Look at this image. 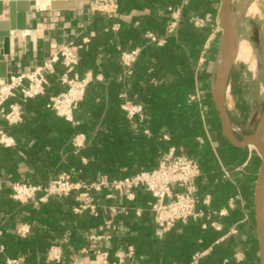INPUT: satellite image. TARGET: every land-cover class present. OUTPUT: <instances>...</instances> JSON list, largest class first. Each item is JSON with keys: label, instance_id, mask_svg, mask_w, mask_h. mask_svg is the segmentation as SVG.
Wrapping results in <instances>:
<instances>
[{"label": "trees", "instance_id": "16d2710c", "mask_svg": "<svg viewBox=\"0 0 264 264\" xmlns=\"http://www.w3.org/2000/svg\"><path fill=\"white\" fill-rule=\"evenodd\" d=\"M119 1L120 12L135 6L147 12L116 34L105 29L107 23L100 17L94 39L79 50L76 71L81 75L87 70L93 73L75 111L79 124L74 126L63 118L57 119L55 112L44 106L41 117L46 122L31 128L30 134L41 133L45 140L42 144L28 140L19 147L0 144V176L5 174L11 180L47 185L65 171L75 182L90 184L100 176L113 181L157 168L162 156L175 148L199 164L201 174L195 181L197 210L205 216L187 223L177 222L170 231L162 232L154 224L148 207L137 216L136 201H127L122 196L107 199L111 189L92 193L99 206V217L87 211L76 213L78 202L74 193L53 195L38 205L22 204L6 197L3 212L11 215L8 227L0 235L4 246L0 264L6 257H24L25 264H56L46 260L47 250L55 244L63 247L64 262L60 264H74L80 250L90 245L89 234L103 223L111 224L117 247H134L132 259L123 264H190L197 253L207 249L209 252L198 264H259L254 218L243 220L247 212L250 216L254 214V191L250 188L257 178L261 159L255 150L233 146L226 139L209 91L200 99L191 98L197 93V85H210L212 73L200 66V59L206 56L207 64L210 53L217 51V46L212 45L207 53L205 46L216 25L221 0ZM175 9H180V17L167 42L162 46L147 44V31L159 37L166 35ZM207 15L209 20L203 27L192 21L193 17L204 19ZM118 18L110 16L111 21ZM137 47L142 51L132 73L125 75L121 52ZM63 72V66L57 64L55 74L49 76L51 86L46 93L23 103V119L25 112H36L33 104H47L51 95L63 90L58 81ZM99 73L104 75V80L96 78ZM122 93L127 97H121ZM126 99L142 106L143 117L129 119L125 115L121 105ZM18 126H10L12 135ZM77 133H84L87 142L75 153L71 141ZM62 148L68 153L65 158L59 155ZM22 150L27 153L24 161ZM246 162L245 172L240 176L235 174L234 182L225 176L222 165L232 168ZM15 163L24 165L25 172L15 173ZM238 193L245 201L244 206L236 200L230 207V199H235ZM207 196L209 205L204 204ZM111 205L118 207L116 213L109 211ZM122 207L128 209L127 214ZM223 209L227 214H220ZM24 222L30 225V230L19 235L17 229ZM212 222L220 224L221 229H215ZM232 227L238 234L221 240ZM237 251L243 253V260L234 258ZM114 260L112 253L110 264Z\"/></svg>", "mask_w": 264, "mask_h": 264}, {"label": "built area", "instance_id": "2783aa9c", "mask_svg": "<svg viewBox=\"0 0 264 264\" xmlns=\"http://www.w3.org/2000/svg\"><path fill=\"white\" fill-rule=\"evenodd\" d=\"M91 3V9L95 13H104L117 17L120 15L119 0H91ZM170 10L172 9L170 8ZM179 17L180 9L173 10L172 20L168 25L165 36L159 37L153 31H147L145 34L147 44L164 45L167 42L168 36L177 28ZM208 20L209 15L204 19L200 17L192 18V21L198 27H203ZM120 28L121 25L118 22L113 23L111 26V30L115 32L119 31ZM214 31L215 29H213V33ZM90 42L91 40L88 38L83 39L80 43L69 41L52 51L41 64L28 70L10 72L7 82L0 80V117L5 119L8 127L20 124L23 121V103L28 99L46 93L50 85L49 76L55 74L57 64H61L64 68V72L58 78L63 90L49 97L47 107L51 108L57 116L66 121L77 123L75 111L83 100L87 85L93 77L90 73L80 75L76 72V67L79 64V50L87 47ZM205 50H207V44ZM141 51L142 48L140 47L131 50H122L121 61L125 75L132 73V66L138 59ZM201 61L202 58L200 59V63ZM97 78L102 79L100 75ZM121 97L126 98V93H122ZM191 98L200 99L201 96L196 93ZM121 108L129 119H133L136 116L143 117L142 106L131 100L126 99L122 103ZM71 142L76 153L85 147L87 139L84 133H77ZM0 144L6 147L14 145L13 137L3 129H0ZM83 161L86 160L83 159ZM246 166L247 162L232 168L222 165V169L225 176L234 182L235 173L239 170L242 171L243 167L245 168ZM200 174V167L195 159L188 157L182 151L177 152L175 148H170L162 156L158 167L153 170H143L133 176L113 181H109L106 176H100L97 181L90 184L73 181L68 172L58 174L47 185L11 181L8 183L10 189L9 197L22 204L31 202L38 205L46 202L50 196H68L74 193L76 195V201L78 202L74 208L76 213L87 211L92 216L99 217V206L95 203L93 192L111 189L112 192L106 195L107 199L116 200L122 196L127 201L133 202L136 201L138 191L144 190L152 197V201L148 203V210L152 214L154 224L162 232H168L177 222L187 223L190 219L196 220L205 216L204 212L197 210L198 197L196 196L197 187L195 181ZM236 200H239L242 206H244L243 197L238 193L235 199H230V207L234 206ZM204 204L209 205V196L205 198ZM108 209L111 213H116L118 207L111 205ZM122 210L124 213H128L126 207H122ZM143 210L144 208L142 207L134 208L137 216H141ZM220 214H227V210H221ZM247 219L248 212L243 221ZM110 225V223H103L100 229H107ZM211 225L217 230L221 229V225L217 222H212ZM203 227L205 228L206 225L204 224ZM29 230L30 225L24 223L17 229V233L19 235H26ZM235 234H238V231L235 227H232L221 240L234 236ZM110 238V235L102 232L90 236L92 242ZM93 248L96 249V246L92 245ZM83 251L87 252L88 249L84 248ZM208 252L209 249L203 251V253H197L190 264H198L199 259ZM95 253L101 257V264H110L111 255L108 251L97 249ZM133 255V246L119 248L114 252L115 260L112 264H123L129 259H132ZM234 258L241 261L244 255L241 251H237L234 254ZM46 259L51 263H63V248L60 245L51 246ZM6 264H25V259L24 257L8 258ZM134 264L139 263L136 262Z\"/></svg>", "mask_w": 264, "mask_h": 264}, {"label": "crops", "instance_id": "0c3cea01", "mask_svg": "<svg viewBox=\"0 0 264 264\" xmlns=\"http://www.w3.org/2000/svg\"><path fill=\"white\" fill-rule=\"evenodd\" d=\"M51 1L52 0H30L31 6L30 11L27 14V28L25 30L16 32V36L14 35L11 37V54L6 57L9 73L28 70L29 68L41 64L42 61L47 58L52 51L56 50L61 45L69 41L80 43L85 38L93 40L96 35L97 29L100 27V17L103 18L104 24L107 23V25H105V29H111L113 23L118 22L121 25V30L132 25L134 19L136 20L137 16H140L141 14L147 12V9L142 7L138 8V6H135L131 7L126 12L121 11L120 15L118 16V20L111 21L109 15L104 13H95L92 11L91 0H55L59 1V4H56L53 7H51ZM7 19L8 12L6 2L0 1V21H6ZM112 32L116 34L119 31ZM12 34H14V32H12ZM86 73H90L93 77V73L91 70H87L83 75H85ZM99 75L102 77L101 80L97 78ZM96 78L100 81L105 79L102 73L97 74ZM50 86L51 80L49 87ZM203 87H206L205 85H203V83L197 85L198 94L200 92L199 90ZM206 92L207 90L204 89L203 92L202 89L200 92L201 94L199 95L201 97H204ZM33 105L35 106L36 112H25L24 119L21 123L22 125L19 124L20 126H18V129H16L14 135L10 133L11 129L6 125L5 119L3 117H0V129L5 130L14 139V145L12 147H19L21 144L25 143L28 140H38L40 141V144H42L45 140L41 133L30 134V129L39 127L46 122L41 117V109L47 104L37 103ZM56 117L59 120L62 119L59 116ZM76 121V124L72 122L71 124L74 126L78 125L79 120L76 119ZM26 124L29 125L28 128L25 127ZM211 142L213 143V141ZM59 153L62 158H65L68 155V153L65 152L63 148L59 150ZM20 155L23 157V161L25 158H27V153L23 150L20 151ZM14 166V168L17 170H15V173L25 172L24 165L15 163ZM62 172L65 171H61L60 173ZM11 181L19 180H11V178L5 174H2L0 176V235L9 225V218L11 214H4L2 204L5 202L6 197H9L10 189L8 183ZM150 201H152V197L146 191H138L136 198V207H148V203ZM101 225L103 224H99L98 227H96V229H94L89 234L90 245L88 247H83L80 250V256L75 259L74 264H101V257L96 255L95 250L98 249L102 251H108L111 255L119 248H123L120 246L117 247L115 242L113 241L114 234L112 226L110 225V227H108L107 229L105 228L104 230H101ZM101 232L110 235L111 238L95 242H92L90 240L91 235ZM92 245H95L96 249H92ZM84 248L88 249V251L84 252ZM3 251L4 246L0 243V252ZM8 258L10 257H6L1 264H6V260Z\"/></svg>", "mask_w": 264, "mask_h": 264}, {"label": "rangeland", "instance_id": "374dc122", "mask_svg": "<svg viewBox=\"0 0 264 264\" xmlns=\"http://www.w3.org/2000/svg\"><path fill=\"white\" fill-rule=\"evenodd\" d=\"M230 15L236 40H242L250 49V55L244 59H236L232 70L227 98L226 110L231 127L241 137L255 130L259 125L264 111V75L262 71V56L264 48V0H231ZM214 33L207 43V53L212 45H216L217 51L210 53L211 60L206 64V56H203L201 66L208 68L215 78L219 73L221 61L222 29L217 17ZM236 29V30H235ZM209 87H203L210 92ZM199 92V94H201ZM251 150H254L251 148ZM246 170L237 171L242 175ZM255 181L250 188L254 191ZM245 203V201H244ZM254 218V214L248 218ZM253 220V219H252ZM235 234L234 236H236Z\"/></svg>", "mask_w": 264, "mask_h": 264}, {"label": "water", "instance_id": "95a60500", "mask_svg": "<svg viewBox=\"0 0 264 264\" xmlns=\"http://www.w3.org/2000/svg\"><path fill=\"white\" fill-rule=\"evenodd\" d=\"M5 1L8 19L0 21V80L7 82L9 69L6 57L11 54V37L16 32L27 28V14L30 11V0H0ZM231 0H221L219 10V24L222 29V39L226 46L225 67L217 79L212 77L210 94L218 110L222 131L226 139L239 148H253L261 159L255 188L253 193L254 224L258 245L259 264H264V111L257 128L250 133L239 136L231 127L227 110L226 98L232 70L235 64L236 37L231 27L230 19ZM59 4L52 0L51 7ZM14 32V34H12ZM262 71L264 75V48L262 56Z\"/></svg>", "mask_w": 264, "mask_h": 264}, {"label": "bare ground", "instance_id": "6f19581e", "mask_svg": "<svg viewBox=\"0 0 264 264\" xmlns=\"http://www.w3.org/2000/svg\"><path fill=\"white\" fill-rule=\"evenodd\" d=\"M230 19H231V15H230ZM231 27H232V30L234 32L232 19H231ZM250 52L251 51L247 47L245 42H243L242 40H236V44H235V59H244L246 56H249L251 54ZM220 56H221V61H220V69H219L218 76L220 75V73L223 71V69L225 67L226 46H225V42H224L223 39H222V44H221ZM216 79H217V77H216ZM262 129L264 130V122H263Z\"/></svg>", "mask_w": 264, "mask_h": 264}]
</instances>
